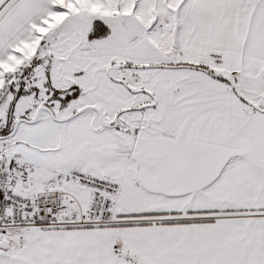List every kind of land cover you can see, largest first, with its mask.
<instances>
[{
    "label": "snow or ice",
    "instance_id": "1",
    "mask_svg": "<svg viewBox=\"0 0 264 264\" xmlns=\"http://www.w3.org/2000/svg\"><path fill=\"white\" fill-rule=\"evenodd\" d=\"M0 264H264V0H0Z\"/></svg>",
    "mask_w": 264,
    "mask_h": 264
}]
</instances>
